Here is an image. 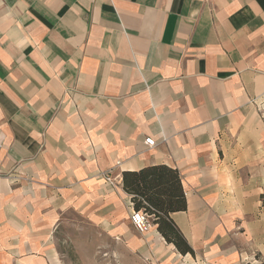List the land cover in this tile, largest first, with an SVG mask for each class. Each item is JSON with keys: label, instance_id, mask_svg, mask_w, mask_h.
<instances>
[{"label": "crops", "instance_id": "obj_1", "mask_svg": "<svg viewBox=\"0 0 264 264\" xmlns=\"http://www.w3.org/2000/svg\"><path fill=\"white\" fill-rule=\"evenodd\" d=\"M161 165L193 256L130 222ZM67 212L145 264L264 263V0H0V264H54Z\"/></svg>", "mask_w": 264, "mask_h": 264}, {"label": "trees", "instance_id": "obj_2", "mask_svg": "<svg viewBox=\"0 0 264 264\" xmlns=\"http://www.w3.org/2000/svg\"><path fill=\"white\" fill-rule=\"evenodd\" d=\"M124 191L131 196L135 210L152 215V224L166 243L174 245L181 255H194L169 215L186 210V200L179 174L167 166H151L122 174Z\"/></svg>", "mask_w": 264, "mask_h": 264}, {"label": "rangeland", "instance_id": "obj_3", "mask_svg": "<svg viewBox=\"0 0 264 264\" xmlns=\"http://www.w3.org/2000/svg\"><path fill=\"white\" fill-rule=\"evenodd\" d=\"M52 257L54 264H145L127 258L102 231L71 212L54 227Z\"/></svg>", "mask_w": 264, "mask_h": 264}, {"label": "built area", "instance_id": "obj_4", "mask_svg": "<svg viewBox=\"0 0 264 264\" xmlns=\"http://www.w3.org/2000/svg\"><path fill=\"white\" fill-rule=\"evenodd\" d=\"M154 140L151 138H147L144 140V144L147 147L154 146ZM119 163L116 164L118 166ZM100 176L104 179L106 185L112 190H115L120 183L121 179L119 175L112 176V170H108L106 172H101ZM131 214H130V222L133 228L139 234H146L153 226L152 224V215H149L144 209L135 210L133 204H130Z\"/></svg>", "mask_w": 264, "mask_h": 264}]
</instances>
